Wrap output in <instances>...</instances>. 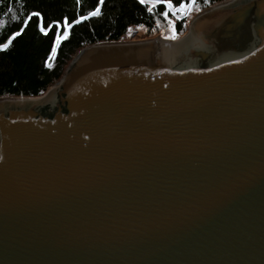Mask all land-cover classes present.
<instances>
[{
    "label": "water",
    "instance_id": "1",
    "mask_svg": "<svg viewBox=\"0 0 264 264\" xmlns=\"http://www.w3.org/2000/svg\"><path fill=\"white\" fill-rule=\"evenodd\" d=\"M191 30L0 98V264H264V0Z\"/></svg>",
    "mask_w": 264,
    "mask_h": 264
},
{
    "label": "trees",
    "instance_id": "2",
    "mask_svg": "<svg viewBox=\"0 0 264 264\" xmlns=\"http://www.w3.org/2000/svg\"><path fill=\"white\" fill-rule=\"evenodd\" d=\"M225 1L0 0V98L44 95L87 46L126 41L132 31L179 38L188 20L170 9L202 11Z\"/></svg>",
    "mask_w": 264,
    "mask_h": 264
},
{
    "label": "rangeland",
    "instance_id": "3",
    "mask_svg": "<svg viewBox=\"0 0 264 264\" xmlns=\"http://www.w3.org/2000/svg\"><path fill=\"white\" fill-rule=\"evenodd\" d=\"M158 4V3H157ZM215 6V5H214ZM208 9V8H207ZM206 10V9H205ZM170 11H172V13L177 17H180V18H184L186 17L187 18V31L181 36V37H176V36H168L166 33L167 31L164 30L162 31L161 33L157 34L156 36L154 37H144V35L142 34V32H136L134 33L133 31L131 32L130 35H135V37H128V39L126 41H145V42H148V41H157V40H160V39H165L167 41H179L183 36L187 35V33L189 32V27H190V24L192 22V20L199 14L201 13L202 11L200 10H197L195 9L194 6L190 5L188 8L184 9V8H176V9H170ZM171 31L174 32V29L171 28ZM159 37L158 39H154V38H157ZM51 88V87H50ZM49 88V89H50ZM43 96V95H42Z\"/></svg>",
    "mask_w": 264,
    "mask_h": 264
},
{
    "label": "bare ground",
    "instance_id": "4",
    "mask_svg": "<svg viewBox=\"0 0 264 264\" xmlns=\"http://www.w3.org/2000/svg\"><path fill=\"white\" fill-rule=\"evenodd\" d=\"M144 1H148V2H150L149 0H144ZM193 25L194 24H192L191 25V29H192V27H193ZM191 32H192V30L186 35V37L184 38V39H186L190 34H191ZM183 39V40H184ZM183 40H181V41H183ZM163 41H167V40H165V39H160V40H157V41H148V42H145V41H140V42H143V43H162ZM177 42H180V41H177Z\"/></svg>",
    "mask_w": 264,
    "mask_h": 264
}]
</instances>
